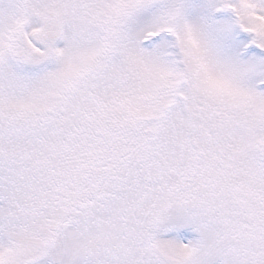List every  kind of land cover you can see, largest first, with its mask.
Masks as SVG:
<instances>
[{"label": "snow or ice", "instance_id": "snow-or-ice-1", "mask_svg": "<svg viewBox=\"0 0 264 264\" xmlns=\"http://www.w3.org/2000/svg\"><path fill=\"white\" fill-rule=\"evenodd\" d=\"M0 264H264V0H0Z\"/></svg>", "mask_w": 264, "mask_h": 264}]
</instances>
